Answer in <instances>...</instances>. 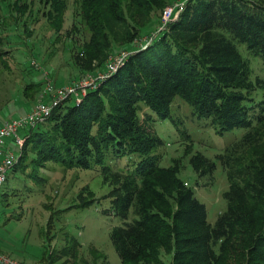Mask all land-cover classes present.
Wrapping results in <instances>:
<instances>
[{"label": "trees", "instance_id": "obj_1", "mask_svg": "<svg viewBox=\"0 0 264 264\" xmlns=\"http://www.w3.org/2000/svg\"><path fill=\"white\" fill-rule=\"evenodd\" d=\"M43 2L52 23L61 19L66 0ZM167 2L82 0L91 37L74 54L76 64L90 73L107 60L104 15L126 22V5L161 10ZM137 37L135 31L128 39ZM242 48L261 62L263 76L254 78ZM175 97L219 133L244 134L215 158L186 142L181 158L162 165L157 148L166 143L154 122L174 120ZM26 133L19 162L34 148L42 163L117 174L112 204L121 224L110 239L123 264H264V0H187L158 38L127 56L97 89ZM182 157L200 179L212 182L219 163L226 170V208L214 223L181 175Z\"/></svg>", "mask_w": 264, "mask_h": 264}, {"label": "rangeland", "instance_id": "obj_2", "mask_svg": "<svg viewBox=\"0 0 264 264\" xmlns=\"http://www.w3.org/2000/svg\"><path fill=\"white\" fill-rule=\"evenodd\" d=\"M177 1L168 0L166 6ZM81 2L66 0L61 19L52 23L46 16L50 6L43 0H0V125L26 115L48 79L66 84L89 74L74 60V54L81 52L91 37L81 14ZM20 10L24 11L19 13ZM163 12L164 9L126 5V22L104 15L111 47L107 60L90 73L110 75L116 71L111 66L123 58L121 65L131 53L158 38L166 29ZM135 31L138 37L130 42L128 36ZM247 56L254 78L263 76L261 62ZM35 82L41 85L34 88ZM143 108L139 112L141 118L146 110ZM172 113L173 121L154 122L166 143L157 148L162 165L181 158L186 142H193L194 150L215 158L245 132L235 129L219 133L199 119L181 97L174 98ZM240 149L242 155L247 153ZM16 152L18 156L22 153L20 149ZM36 158L35 149L31 148L0 188V250L25 264H123L110 239L111 229L121 224L112 204L118 193L117 174L104 172L102 166L67 168ZM182 158L181 175L207 205L208 220L214 223L226 208V170L219 163L211 182L198 178L188 158Z\"/></svg>", "mask_w": 264, "mask_h": 264}, {"label": "built area", "instance_id": "obj_3", "mask_svg": "<svg viewBox=\"0 0 264 264\" xmlns=\"http://www.w3.org/2000/svg\"><path fill=\"white\" fill-rule=\"evenodd\" d=\"M186 1L179 0L164 8L163 17L165 24L179 15ZM122 60L123 58L117 64L111 66L110 69L117 70ZM108 76L109 74L93 76V74L89 73L75 82H69L63 85H57L48 79L38 100L26 115L5 120L0 125V188L5 185L9 172L13 170L19 161L20 156L17 155L16 151L17 149H20V152L22 151L28 136L26 132L30 128L44 122L53 110L63 103L80 102L88 92L97 89L100 82ZM0 264L25 263L11 258L0 250Z\"/></svg>", "mask_w": 264, "mask_h": 264}]
</instances>
